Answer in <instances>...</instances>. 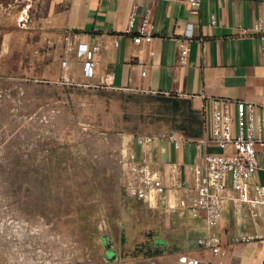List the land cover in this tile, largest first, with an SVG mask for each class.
Returning <instances> with one entry per match:
<instances>
[{"label":"rangeland","instance_id":"rangeland-1","mask_svg":"<svg viewBox=\"0 0 264 264\" xmlns=\"http://www.w3.org/2000/svg\"><path fill=\"white\" fill-rule=\"evenodd\" d=\"M21 18V0H0V264H145L181 224L126 194L123 150L203 115L186 98L51 78L49 39L40 61L24 35L44 39L49 22Z\"/></svg>","mask_w":264,"mask_h":264},{"label":"crops","instance_id":"crops-1","mask_svg":"<svg viewBox=\"0 0 264 264\" xmlns=\"http://www.w3.org/2000/svg\"><path fill=\"white\" fill-rule=\"evenodd\" d=\"M132 12L134 23L126 33ZM21 16L23 27H36V20L42 17L49 22L44 39L41 29L24 30V35H37L33 41L39 49L34 58L40 61L44 54L41 44L49 39L51 78L68 76L73 83L90 87L176 96L192 102L193 109L205 118L203 132L182 136L179 147L170 140L156 142L153 166L168 180L170 164L176 163L180 192L189 202L197 196L192 167L201 164L207 150L220 151L214 145L197 147L198 140L210 134L213 100L229 101L233 114L235 102L243 100L253 105L255 121L264 118V51L257 30V23L264 19V0H202L200 7L190 6L186 0H21ZM145 19L151 23L153 36L137 44L134 37ZM189 25L191 37L185 35ZM98 42L101 50L94 57V76L87 78L77 47ZM185 48L188 53L182 58ZM61 59L68 61L66 68L61 67ZM256 136L264 137V131L257 130ZM134 149L139 157L143 155L141 146L134 144ZM257 160L256 180L264 184L263 152H258ZM172 196V190L157 196L151 209L177 216L181 225L167 228L171 239L161 242V251L150 250L145 264H190L181 261L182 256L197 259L198 264H264V205L236 213L226 202L220 222L208 229L202 219L185 210L170 211L167 203ZM211 233L220 236L225 254H215L198 243ZM247 236L252 239L243 241Z\"/></svg>","mask_w":264,"mask_h":264},{"label":"built area","instance_id":"built-area-1","mask_svg":"<svg viewBox=\"0 0 264 264\" xmlns=\"http://www.w3.org/2000/svg\"><path fill=\"white\" fill-rule=\"evenodd\" d=\"M192 7H200L202 0H186ZM135 19V12L129 18L126 33L131 32ZM215 20L213 19V23ZM257 30L261 40V49L264 51V19L257 23ZM186 36L191 37V25L187 27ZM153 36L151 23L145 19L138 29L134 42L140 44L144 39ZM65 40H70L65 36ZM70 42V41H69ZM116 46L119 42L116 40ZM101 50L100 42L89 45L80 43L77 47L78 56L84 58L83 74L87 78L94 76V57ZM185 48L182 58L187 56ZM62 67L68 66V61L63 59ZM64 84L71 85L73 81L68 76H62ZM236 114L231 111V103L224 99H214L211 113L210 134L198 140L197 147L203 145L217 146L220 151L207 150L203 155L201 164H195L194 185L197 196L192 202L188 196L180 192L182 185L177 172V164H170V176L155 169L157 161L154 144L161 140H170L179 147L183 135L172 132L168 135L158 136L153 134L139 135L135 142L123 150L124 162V188L128 196L146 203L149 207L155 206L157 196L173 191L167 206L170 211L185 210L192 217L202 219L208 229H212L222 218L224 205L229 202L236 213L243 212L248 207L264 205V184L256 180L258 171V152L264 153V137L256 136V131H264V118L255 121L253 105L243 100L235 102ZM236 125V128H235ZM134 144L143 148V155L138 157ZM260 147V149H259ZM250 237H243L249 241ZM202 246L212 248L215 254H225L221 249L220 236L211 233L208 237L199 239ZM181 261L198 264L197 259H188L182 256Z\"/></svg>","mask_w":264,"mask_h":264},{"label":"trees","instance_id":"trees-1","mask_svg":"<svg viewBox=\"0 0 264 264\" xmlns=\"http://www.w3.org/2000/svg\"><path fill=\"white\" fill-rule=\"evenodd\" d=\"M204 124H205V118L203 116V121L201 122V125H200L199 129H196L197 130L196 132L194 130L193 131H190L188 129V126L184 125L183 128H182L183 131H184V135L186 137H193L194 135L201 134L203 132V129H204ZM149 254H150V252H149ZM149 254L147 253L146 255H149Z\"/></svg>","mask_w":264,"mask_h":264},{"label":"water","instance_id":"water-1","mask_svg":"<svg viewBox=\"0 0 264 264\" xmlns=\"http://www.w3.org/2000/svg\"><path fill=\"white\" fill-rule=\"evenodd\" d=\"M108 257H109V258H112V257H115V255H114V254H111V253L109 252Z\"/></svg>","mask_w":264,"mask_h":264}]
</instances>
